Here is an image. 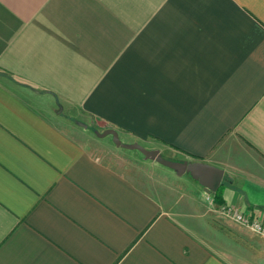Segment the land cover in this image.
I'll return each instance as SVG.
<instances>
[{
  "label": "crops",
  "instance_id": "0c3cea01",
  "mask_svg": "<svg viewBox=\"0 0 264 264\" xmlns=\"http://www.w3.org/2000/svg\"><path fill=\"white\" fill-rule=\"evenodd\" d=\"M202 201L264 216V0H0V264H264Z\"/></svg>",
  "mask_w": 264,
  "mask_h": 264
},
{
  "label": "rangeland",
  "instance_id": "374dc122",
  "mask_svg": "<svg viewBox=\"0 0 264 264\" xmlns=\"http://www.w3.org/2000/svg\"><path fill=\"white\" fill-rule=\"evenodd\" d=\"M134 150L138 152L137 149ZM160 166L168 172V178L170 179V181H172V184L181 185L183 188L185 186L187 188L195 186V181L190 177L188 173H185L181 177H178L174 175L173 170L168 166H165L163 164ZM202 203L203 206L198 207L197 210L195 209V211L198 215L202 213L203 217H200V219H196V221L194 222H190L189 225L192 227L191 232L199 237L200 240L203 241V243L206 242L207 244L212 246L214 244L212 239L220 237L221 234L229 236V233L231 234L241 232L240 229L236 226L245 228L249 231L247 227L239 225L238 223L234 222L232 219L224 215L220 208L214 205L211 206L209 204H206V206L205 201H202Z\"/></svg>",
  "mask_w": 264,
  "mask_h": 264
},
{
  "label": "water",
  "instance_id": "95a60500",
  "mask_svg": "<svg viewBox=\"0 0 264 264\" xmlns=\"http://www.w3.org/2000/svg\"><path fill=\"white\" fill-rule=\"evenodd\" d=\"M80 124H82L83 126L86 125L81 122ZM95 132L100 136L111 135L114 143L117 146L137 149L140 152H142L145 157L154 159L159 163L174 169L179 174L189 172L194 178H196L200 182V184L204 187L205 191L208 193L215 192L219 186L221 171L209 167L207 164L198 161H189V160H183V161L170 160L165 158L157 149L146 148L145 146L137 142H133V143L122 142L118 131L114 128H107L102 132L96 130ZM209 170L214 171L213 175L208 174L207 171Z\"/></svg>",
  "mask_w": 264,
  "mask_h": 264
},
{
  "label": "built area",
  "instance_id": "2783aa9c",
  "mask_svg": "<svg viewBox=\"0 0 264 264\" xmlns=\"http://www.w3.org/2000/svg\"><path fill=\"white\" fill-rule=\"evenodd\" d=\"M221 211L234 222L264 237V216L261 214H253L232 205H224Z\"/></svg>",
  "mask_w": 264,
  "mask_h": 264
},
{
  "label": "trees",
  "instance_id": "16d2710c",
  "mask_svg": "<svg viewBox=\"0 0 264 264\" xmlns=\"http://www.w3.org/2000/svg\"><path fill=\"white\" fill-rule=\"evenodd\" d=\"M219 197H220V194L217 193V194L215 195V199H217V202H219V201H218Z\"/></svg>",
  "mask_w": 264,
  "mask_h": 264
}]
</instances>
